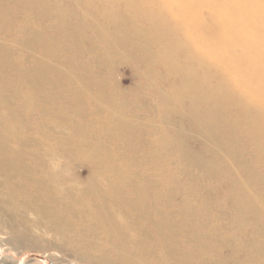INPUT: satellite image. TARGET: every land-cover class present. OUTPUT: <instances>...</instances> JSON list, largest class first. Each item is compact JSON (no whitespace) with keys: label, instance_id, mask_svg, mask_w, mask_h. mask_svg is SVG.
Masks as SVG:
<instances>
[{"label":"bare ground","instance_id":"obj_1","mask_svg":"<svg viewBox=\"0 0 264 264\" xmlns=\"http://www.w3.org/2000/svg\"><path fill=\"white\" fill-rule=\"evenodd\" d=\"M75 4L78 9L87 8L80 18L75 13L66 14L56 0H0V31H6L0 33V72L14 65L20 81L28 84L23 93V84L11 89L4 110L0 107L4 200L11 202L20 218L25 217L20 210L30 212L36 226L43 225L68 246L83 249L86 257L94 258L92 261L100 258L112 264H208L195 244L196 249L179 242L166 218H115L107 210L110 206L138 208V201L143 199L140 187L152 182L143 175L134 182L131 173L145 165L156 173L164 172L163 164L170 163V156L162 150L172 152L175 147L179 159L190 160L178 148L180 130L168 135L162 127L138 123L139 107H127L124 101L104 96L103 81L92 78V71L76 76L70 65L59 72L52 61L60 60L56 48L63 39L70 40L76 56L83 53V31H74V20H87L88 11H93L97 18L93 37L99 46L92 56L97 62L110 68L114 61L125 58L150 90L154 89L152 73L162 72L163 76L159 74L156 79L160 78L167 91L160 85L156 87L157 107L167 111L173 104L172 111H176L186 100L192 123L204 138L207 162L214 166L217 160L224 166L221 174L227 166L233 169L237 165L236 172L243 171L246 176L241 181L231 173V182L249 193L253 188L255 195L264 199L262 176L251 165L236 161L240 150H245L239 142L238 129L247 134L249 149L261 160L257 163L264 164V0H75ZM13 5L18 8L15 18L22 11L34 18L35 22L26 19V25H40L39 21L46 18V22H54L56 29L29 31L28 37L9 34L10 30L3 29H10L11 24L3 17ZM120 6L124 13L116 12ZM4 35L28 49L31 66L4 47ZM128 39L141 45L134 49L140 55L141 67L120 50L126 48ZM33 73L38 74L37 78ZM60 78L68 81L73 100H65ZM6 82L0 79V85L11 84ZM89 83L100 91L97 99H91L88 88L83 87ZM17 93L21 97L12 102ZM86 101L88 105L94 102L95 107L84 106ZM59 102L66 106L58 117L67 132H57L50 125L49 111ZM20 110L30 115L31 121H22ZM87 116L91 117L89 127L94 126L108 140H117L114 147L107 148L82 127L80 122ZM159 119L163 122V118ZM153 132L158 136L156 140L151 138ZM45 146H49L48 150L40 153ZM55 159L64 166L71 162L87 166L88 174L81 186L58 174ZM172 164H177L175 159ZM175 168L167 171L173 177L178 172ZM186 176L192 181L189 172ZM244 196L254 207L253 198ZM4 204L0 200V206ZM253 242V246L259 243ZM257 252L263 253L264 245L257 247Z\"/></svg>","mask_w":264,"mask_h":264},{"label":"rangeland","instance_id":"obj_2","mask_svg":"<svg viewBox=\"0 0 264 264\" xmlns=\"http://www.w3.org/2000/svg\"><path fill=\"white\" fill-rule=\"evenodd\" d=\"M56 1L64 6L63 9L66 14L67 12L69 14L75 13L77 15H75L76 18H80L81 12L87 10L86 7H79L78 9L75 0ZM120 7L122 8L116 12L124 13L123 6ZM17 9L13 5L12 10L7 15L4 14L3 17L4 21L6 19L8 24H11L10 29H6L7 26L6 28L2 26L3 30H10L9 34H16L18 37H28L29 31L49 28L52 32V29H56L54 22L51 20L46 22V18L43 21H39L40 25H26L24 23L26 19L35 22L34 18L31 15H27L26 11H22L23 13L18 14V18H15L14 14H16ZM92 12L91 10L88 11L90 18H87V20H74L78 23H75L77 29L74 31H83V53L76 56L74 51L71 50L72 44L70 40L63 39L61 45L56 48L60 60L52 61L53 65L57 66L56 70L63 72L65 69H69L71 65L75 69L76 76L86 70L92 71L94 73L93 76L91 75L92 78L103 81L101 92L104 96L108 95L115 102L117 100L124 101L127 107H139V110H137L138 123L140 122L144 125V123L148 122L155 128L160 129L162 127L163 131L168 135L180 130L181 136L177 139L180 144H178V148H180L183 155L185 153L190 158V160L188 158L182 160L183 157L179 159L175 147L172 152L162 150L161 153L170 156V163L163 164L165 166L164 172L156 173L155 169L146 168L147 165H145L141 166L138 172L131 173V178L134 182H138V178H141L142 175L147 177L148 182H152L148 187L144 185L145 188L143 186L140 187L139 183H137L140 187L139 191L143 195V199L137 203L138 208L110 206L107 208L109 213L113 212L115 218H166L168 226L173 227L176 231V237L179 242L184 246L186 245V247H194L195 244L202 260L208 264H264V252L261 254L257 252V247L264 245V199H261V196H256L253 188H250L251 193H249L250 191H242L231 182L233 176L231 173H236L237 175L235 176L241 181L246 176L243 171L236 172L237 165H233V169L227 166L223 170V174H221L220 171L224 166L221 167L217 160H215L214 166L207 162L204 138L198 135V129L192 123V115L188 111V102L186 100H182V105L176 107V111H172L174 110L173 104H169V108H166L167 111L157 107L155 102L156 87L160 85L162 86L160 89L167 91L162 84L163 82L159 80L160 78L156 79L159 74L163 76L162 72L157 73V71H154L152 73L154 89L150 90L145 88L147 82L137 77L139 74L133 70L131 63L125 58L114 61V64H111L113 66L110 68L102 67L97 62L92 56V52L99 46V42L94 41L96 37H93V29L97 26V21L94 22V20H97V18ZM83 27H86V30ZM117 28L125 31L120 25ZM74 31L71 32L75 33ZM2 32L6 31H0V33ZM62 32L65 33V31ZM9 37L11 38L9 35L7 37L3 36L1 42H3L4 47L12 53L13 57L18 55L23 59L25 58L27 60L26 64L31 66L32 62L27 57L28 49L11 42ZM229 38H232V36H229ZM132 42L135 41L128 39L125 44L126 48H120V50L141 67L140 55L138 52L136 55L134 51L141 45H136ZM115 44L118 45L119 41L115 40ZM80 58H84V60L81 59L84 62H81ZM13 66L8 65L6 66L7 69H2V72H0L1 81L11 83L6 84V86L0 85L1 109L7 105L4 104L5 98H9V95H12L13 90L11 89L23 84L21 91L23 93L26 89L24 86L28 85L25 81H20V78H18L20 73L15 68L16 66ZM158 71L160 70L158 69ZM33 75L35 78L38 76L37 73H33ZM61 83L60 89L65 94V100L68 98L73 100L74 98L71 96L73 92L69 89L68 81L61 79ZM84 86L88 88L91 99L98 98V92L100 91L92 83L84 84ZM19 97H21V94L17 93V98L12 100V102L18 101ZM63 102H59L58 106L49 111L50 125L57 132L68 131L63 124L64 121L58 117L60 116L58 114L60 109L66 107L62 105ZM86 105L93 107L95 104L92 102L91 105H88V101H86L84 106ZM21 112H23L22 121L25 123L31 121L30 115L25 114L24 111ZM229 114H232V111ZM160 117L163 118V122L159 119ZM90 118L87 116L80 122L82 127L93 133V137L104 143L107 148L114 147L117 140L112 137L108 140V137L103 133L97 132L98 130L94 129V126L89 127L87 122ZM237 133L239 142H241L240 144L243 145L245 150H240V156H238L236 161H243L245 165H251L256 168L259 175L264 179V164L257 163L259 159L256 158V154L253 153L251 147L249 149L247 134L241 133L238 129ZM151 135L152 139L156 140L158 138L155 132ZM7 144L15 145L12 141H7ZM174 144L177 147V142ZM48 147L40 148L39 152L45 153ZM174 159L177 164H172ZM58 161L62 162L55 159L54 164H59L58 174L68 178L72 184L75 183L81 186V180L88 174L87 166L84 164L75 165L72 162L70 165L64 166ZM173 166L177 167L175 169L178 171L175 172L177 173V176L174 175L175 178L167 172ZM186 172L190 173L192 181L187 179ZM3 179V176H0V200L5 203L0 206V264H112L103 263L100 258L92 261L94 258L86 257L83 249L68 246L60 237L54 236L47 231L43 225L36 226L33 221V215L30 212L20 210L21 213L25 214V217L20 218L18 211L15 212L13 206H11V202L4 200L5 186ZM244 194H247L251 199L253 198L254 207L249 205ZM15 205L17 206L18 203H15ZM167 232L169 233V230ZM253 241L259 243H255L256 246H253ZM76 248L78 249L75 250Z\"/></svg>","mask_w":264,"mask_h":264}]
</instances>
